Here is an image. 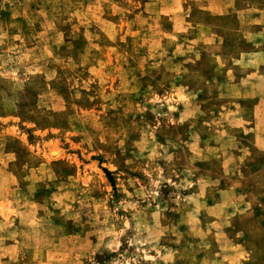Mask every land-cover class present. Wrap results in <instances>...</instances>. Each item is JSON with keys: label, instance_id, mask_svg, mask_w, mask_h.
<instances>
[{"label": "rangeland", "instance_id": "374dc122", "mask_svg": "<svg viewBox=\"0 0 264 264\" xmlns=\"http://www.w3.org/2000/svg\"><path fill=\"white\" fill-rule=\"evenodd\" d=\"M261 23L264 0H0V264H264L237 64Z\"/></svg>", "mask_w": 264, "mask_h": 264}, {"label": "crops", "instance_id": "0c3cea01", "mask_svg": "<svg viewBox=\"0 0 264 264\" xmlns=\"http://www.w3.org/2000/svg\"><path fill=\"white\" fill-rule=\"evenodd\" d=\"M239 13V11H237ZM216 15L223 16L228 14V12H216ZM259 32L254 34L249 33L248 44L249 49L245 51L242 56L237 58V64L245 65L250 69V71L245 74L248 78H256L255 82H252L253 88L252 92L258 93V95L264 94V23L260 24ZM254 35V37H252ZM230 72V73H229ZM228 72V76L233 79L236 78V74L232 71ZM256 88V89H254ZM264 101H260L256 104L255 108L257 110H264ZM262 104V105H261Z\"/></svg>", "mask_w": 264, "mask_h": 264}]
</instances>
